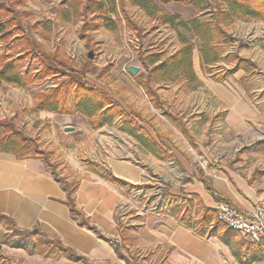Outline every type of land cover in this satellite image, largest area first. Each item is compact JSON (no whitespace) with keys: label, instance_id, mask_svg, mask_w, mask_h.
Returning <instances> with one entry per match:
<instances>
[{"label":"rangeland","instance_id":"rangeland-1","mask_svg":"<svg viewBox=\"0 0 264 264\" xmlns=\"http://www.w3.org/2000/svg\"><path fill=\"white\" fill-rule=\"evenodd\" d=\"M70 1L72 0H23L14 9L20 14V25L24 28L25 37L29 35L40 44L45 55L52 53L57 61L68 68L85 72L84 77L89 85L108 94L126 112L139 114L145 120L140 126L159 148L163 145L169 147L189 167L198 164L200 168L215 170L212 165H221L238 177L240 182L246 181L251 185L250 181L252 182L255 174L253 171L256 170L260 157L253 153V149L260 142L264 143V22L238 19L225 25V39L228 44H222L220 60L210 66L201 65L199 42L192 39V64L198 84L151 83V90L157 94V98L152 99L136 84L134 78L137 75L146 77V69L140 61L150 54H156L162 60L178 51L180 42L176 31L169 26L157 25L140 8L124 0L119 5L117 14L107 12L89 15L88 19L96 20L100 25L96 29L89 28L82 32V17L72 16L67 22L60 17L59 8L68 5ZM152 1L164 13L177 15L186 22L196 15L208 18V11L219 3V0H207L206 9L198 13L190 5L192 0ZM10 16H5V20ZM128 18L131 19V24ZM107 19L115 26L108 25ZM181 33L185 34L182 31ZM16 36L17 34L0 41V52L5 51L7 56L13 58L24 54L20 51L21 47H15L16 41L13 39ZM89 52H92V59L87 56ZM24 60L21 73L26 75L30 72L32 82L25 88L0 83V121H14L15 129L30 140V144L40 152V158L48 157L56 177L65 179L72 186L81 177L67 168L62 150L69 151L73 159H79L81 166H85L90 172L94 170L98 175L107 172L104 166L93 160L107 155V152L94 147V138H97L104 127L107 128L106 136L113 139L114 145H123L127 153H132V159L139 166L143 162L146 165L150 154L140 147L135 137L120 130L124 124L121 119L113 123V126L105 125L94 129L87 119L77 114L32 112L35 94L54 88L60 78L47 75L35 80L39 63L29 57H24ZM239 60H244L245 63ZM129 66L139 68L138 74H129ZM66 108L69 110L71 104ZM66 122L75 129V135L63 132V123ZM183 126L195 129V145L181 131ZM113 152L119 154L116 149ZM153 158L150 161L152 167L148 169L145 166V175L149 174V182L141 180L130 188H124L131 207L124 209L123 216L119 215L122 227L130 216L133 223H140L141 218H134L137 212L143 216L146 212L151 214L150 210L163 214L174 206L172 199L163 198L165 194L162 190L165 185L163 178H159L157 174V161L161 160ZM170 169L182 171L173 160ZM257 175L261 176L256 174V178ZM260 178L263 180L255 185V189L264 182V175ZM186 180L183 175L181 181ZM170 187L174 188V185ZM260 188L263 189L264 184ZM178 191L176 189L175 192ZM170 197L174 196L171 194ZM190 219L195 220L193 212ZM226 228L222 222L214 228L210 225L205 229V235L198 237L220 241L226 235ZM232 235L230 238L235 246L241 247L242 238L235 232ZM32 242L33 238L29 237L21 243L17 237L8 235L4 227H0V264H50L36 258ZM132 242V236L125 233L123 245L117 244L116 247L121 246L120 251L126 259H137L139 264H153L149 256L138 257L129 251L126 246ZM14 245L21 246L13 247Z\"/></svg>","mask_w":264,"mask_h":264},{"label":"crops","instance_id":"crops-1","mask_svg":"<svg viewBox=\"0 0 264 264\" xmlns=\"http://www.w3.org/2000/svg\"><path fill=\"white\" fill-rule=\"evenodd\" d=\"M63 124L64 133L75 135V129L68 122ZM106 129L101 128L97 138H94V147L107 152V155L93 160L104 166L112 178L126 183L129 188L141 180L148 183L150 178L148 173V176L145 175V166L148 169L152 167L150 161L154 160V156L145 151L150 154L146 159L147 163L145 165L143 162L139 166L132 159V153H127L123 145L113 144V139L106 136ZM181 131L195 145V129L183 126ZM147 140H151L149 136ZM257 146L253 153L260 157L257 168L253 171L255 174L252 182L250 181L251 185L246 181L240 182L238 177L221 165H212L215 170L200 168L198 164L189 167L169 147L161 146L173 156L157 158L161 160L157 161V174L159 178H163L165 185L162 190L165 194L163 198L172 199L173 204L184 199H193L194 202L199 200L204 207L213 210L216 200L208 194L206 189H209L214 196L225 200L239 211H251L257 202L264 200V188H260L264 182L255 189V185L263 180L260 177L264 175V152L257 151ZM113 149L119 154L114 153ZM130 150L132 151L131 148ZM62 151L67 168L73 174L81 175L77 181L74 203L88 226H79L78 220L71 216L68 206L63 204L66 194L62 186L54 180L41 159L17 160L12 154L0 153V214L10 218L20 231L37 229L42 237L59 241L89 264H139L137 259H126L120 251L125 233H129L133 240L126 246L129 251L138 257L149 256L153 264H260L261 249L258 245L242 239L241 247L235 246L231 239L233 231L228 228L220 241L215 238H199L180 219L168 216V209L163 214L150 210L152 213L146 212L145 216L137 212L134 218H141L142 221L133 223L130 216L122 227L119 215L125 212L124 209L131 207L124 188L105 180L102 175L88 171L85 166H81L79 159H73L69 151ZM172 160L179 164L182 171L170 169ZM256 174L261 176L257 175L256 178ZM183 175L187 179L185 182L181 181ZM172 185L174 188L178 185V188H171ZM172 189L173 192H170ZM176 189L179 191L175 192ZM171 194L174 197H170ZM167 203L170 204L169 201ZM210 225L215 227L212 223ZM112 239L118 240L119 248L109 244ZM117 251L123 259L117 255ZM36 256L50 264H54V261L57 262L55 264L79 263L64 258L45 259Z\"/></svg>","mask_w":264,"mask_h":264},{"label":"trees","instance_id":"trees-1","mask_svg":"<svg viewBox=\"0 0 264 264\" xmlns=\"http://www.w3.org/2000/svg\"><path fill=\"white\" fill-rule=\"evenodd\" d=\"M123 1L72 0L68 5L59 8L61 11L60 17L63 21H69L68 18L72 16L75 18L82 17L84 24L81 30L82 32H86L89 28L96 29L100 25L96 20L88 19L89 15L107 12L117 14L118 7L123 4ZM128 1L133 6L140 8L147 17L155 20L157 25L169 26L175 30L180 42L178 51L169 55L166 59L161 60L156 54H150L146 59L139 60L146 69L147 75L146 77L137 75L134 81L152 99L157 98V94L151 90V83L172 84L186 82L198 84L192 64V39H197L199 42L198 53L201 65L204 67L210 66L220 60L223 52L222 44H228V40L225 39L227 36L224 29L225 25L231 24L238 19L261 20L264 22V0H219L218 5L208 11V18H200L196 15L187 22L181 20L177 15L164 13L152 0ZM22 3L23 0H0V41H5L17 34L16 38L13 39L16 41L15 47H21V53L24 52V54H21L17 58L7 56L5 51L0 52V83L5 82L20 88H25L28 84H31L30 72L22 75L21 69L24 65V57L35 59L40 66L39 70L36 71L35 80H39L47 75H53L60 79L54 88L41 94H35L32 112H47L55 115L77 114L87 119L94 129L105 125L110 126L121 119L124 121V124L120 127V130L135 137L139 145L151 155L161 159L164 157L173 158L168 151L159 148L152 140H147L145 137L147 134L140 126L145 120L139 114L126 112L108 94L89 85L84 77L85 72L68 68L57 61L55 55L52 53L45 55L40 44L36 43L29 35L25 37L24 28L20 25V23L22 24L20 14L14 9ZM190 5L198 13H201L206 9L208 1L192 0ZM9 15H11L10 18L5 20L4 17ZM128 20L131 24V19L128 18ZM106 21L108 25L115 26L110 20L107 19ZM181 31L185 34L181 33ZM239 61L245 63L244 60ZM68 104H71L69 110L66 108ZM256 150L264 152V143L258 145ZM0 153L12 154L17 160L29 158L41 159L51 172L54 180L62 186L66 194L63 204L68 206L71 216L78 220L79 226H88L74 203L77 184L72 186L65 179L56 177L49 165L48 157L40 158V152L30 144L29 139L23 137L15 129L14 121L12 120L0 121ZM92 171L95 172L94 170ZM102 176L105 180L118 184L123 188L128 186L126 183H120L118 180L112 178L109 172H106ZM206 190L216 201H223L214 196L211 190ZM223 202L229 204L225 200ZM192 212L195 215L194 221L190 219ZM167 215L180 219L187 228L193 230L199 236L205 235V229L211 223L214 226L220 223L214 210L204 207L199 200L194 202L193 199L175 202L174 206L168 210ZM0 227H4L8 235L17 237L21 243L29 237L33 238V253L45 259L64 258L70 262L89 264L84 258L77 256L71 249L62 246L59 241L48 240L42 237L37 229L20 231L10 218L1 214ZM1 244L4 243L1 242ZM20 246L14 245L13 247ZM117 255L123 259L118 251ZM1 260L2 256L0 255Z\"/></svg>","mask_w":264,"mask_h":264},{"label":"built area","instance_id":"built-area-1","mask_svg":"<svg viewBox=\"0 0 264 264\" xmlns=\"http://www.w3.org/2000/svg\"><path fill=\"white\" fill-rule=\"evenodd\" d=\"M212 209L216 212L217 219L228 229L238 233L245 242L260 247V264H264V200L257 202L249 212L239 211L223 201H216ZM109 244L114 247L118 240L112 239Z\"/></svg>","mask_w":264,"mask_h":264},{"label":"water","instance_id":"water-1","mask_svg":"<svg viewBox=\"0 0 264 264\" xmlns=\"http://www.w3.org/2000/svg\"><path fill=\"white\" fill-rule=\"evenodd\" d=\"M87 56H88L89 59H92V52H89ZM127 72H128L129 74H131L132 76H135V75L138 74V72H139V68H137V67H135V66H129V67L127 68Z\"/></svg>","mask_w":264,"mask_h":264}]
</instances>
